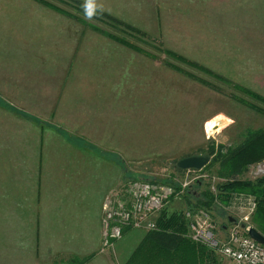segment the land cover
Returning a JSON list of instances; mask_svg holds the SVG:
<instances>
[{
  "label": "rangeland",
  "instance_id": "1",
  "mask_svg": "<svg viewBox=\"0 0 264 264\" xmlns=\"http://www.w3.org/2000/svg\"><path fill=\"white\" fill-rule=\"evenodd\" d=\"M46 1L62 12L45 9L31 0H0V103H5L3 105L9 113L4 122L0 118V125L3 123L5 129L8 128L11 154L16 157L11 155L14 162L11 193L20 191L21 202L25 199L22 206L25 204L26 207L28 201L34 208L37 195L45 207L50 206V200L61 204L62 200L85 202L82 177L73 176V168H55L53 165L58 176L48 177L51 174L49 162L52 161L41 166L39 136L47 134L40 133L37 126L56 123L65 128L67 135L74 137V142L85 145L92 154L110 162L105 169L90 167L91 177L114 180V186L106 193L102 204L112 191L121 188L122 194L125 184L135 179L160 180L169 174L183 177L181 172H176L177 162L202 155L209 158L208 164L195 174L190 173V177L202 178L192 183L189 190L197 191V197H202L204 192L216 197L211 209H191L183 197L179 201H169L165 211L191 212L198 217L196 220L205 218L202 211L209 216L213 230L220 238H224L233 228L232 223L235 220L238 223L245 213L249 214L247 223L254 228L256 197L247 192H234L228 196L227 202L219 201L218 186L229 177L224 175L222 162L210 163L218 147H223L222 152L226 153L238 146L250 131L264 128L262 102L243 95L234 87L246 88L264 97V0H219L223 1L219 5H211V0H156L157 17L163 18L168 31L160 32L154 42L146 35L139 38L132 35L131 30L112 29L105 21L101 23L93 17L82 16L71 2ZM80 3L87 5L83 1ZM109 12L116 13V10L110 7ZM73 14L79 19L69 17ZM91 26L102 29L104 33L100 34L103 37L105 33L123 36L149 55L124 48L132 52L133 62L124 63L130 67L129 71H117V65L112 68L102 62L110 58L112 52H108V47H99L107 36L98 37ZM227 35L233 36V47L227 45ZM157 49L173 51L194 65L204 66L231 85L218 82L192 66L169 61L183 72L212 83L215 89L203 86L165 65L168 60ZM5 52L11 54V63L5 58ZM21 52H26L31 60L20 61L17 53ZM75 60L87 68H72ZM105 67L106 70L100 69ZM68 99L74 100V105L73 102L72 106L69 105ZM237 99H243L255 110ZM78 103H82V111L77 110ZM73 107H76L74 111ZM109 109L114 118L104 116L111 112ZM216 117L222 125L207 133L206 124ZM212 146L214 152L208 155ZM18 148L25 149L23 164L22 158L18 157ZM262 177L264 159L248 165L235 178L254 182ZM190 223L187 219V233ZM146 233L139 230L131 234L141 240ZM197 245L209 253L211 260L207 259L204 264H225L206 245ZM63 255L60 250L54 256L57 259L49 264H66L68 259ZM131 255L124 263L115 264H125ZM105 256L109 258L108 254ZM105 261L96 260L93 264H108ZM74 262L73 259L69 264Z\"/></svg>",
  "mask_w": 264,
  "mask_h": 264
},
{
  "label": "crops",
  "instance_id": "2",
  "mask_svg": "<svg viewBox=\"0 0 264 264\" xmlns=\"http://www.w3.org/2000/svg\"><path fill=\"white\" fill-rule=\"evenodd\" d=\"M78 1L88 2V0ZM211 2V5H219L222 4L223 1L211 0ZM94 3V9L130 27H134V29L145 34L151 41H154L156 39L155 36H159L160 32L163 33L166 30L168 31L163 18L160 19L157 17L156 0H99V2ZM226 3L228 4V2ZM110 7L114 8L116 13L109 12ZM44 8L48 9L46 7ZM141 21H143V23ZM94 33H97L95 35L98 37H103L96 31H94ZM148 33H150V36ZM66 36H69V34ZM116 36L119 37V35ZM226 39H229L227 40V45L233 47V36L231 38V36L227 35ZM100 44L102 46L99 45V47H108L110 48L108 52L112 51L111 57L103 59L104 61L102 62H107L110 64V67L117 65V71H129L130 67L125 66L124 63L133 62L132 52L135 51H128L130 49L127 48V52L124 49L126 47L116 43L108 37ZM112 44L120 47V49L118 47L113 48L114 46ZM17 54L19 55L20 61L23 59L27 62L31 60L26 56V52ZM34 55H36L37 58V54L34 53ZM5 58L11 63V54L5 52ZM78 60L74 61L72 68L76 66L86 69V65H80ZM10 67H12L11 64ZM100 69L106 70V67ZM7 75L8 72L6 73V76ZM9 75H13V73ZM128 76L130 77V75ZM12 78L15 77L12 76ZM67 97H71V95L67 94ZM67 101L69 105L72 106V102L74 105V100L68 99ZM3 104L5 103L2 101V103H0V118H2V122H4L5 116L9 115L5 109L7 108L6 105ZM82 107V103H78L77 110L82 111ZM75 108L76 107H73L72 111H74ZM110 111L109 114L105 113L104 116L114 118L115 116L112 114V110ZM52 112L55 113L56 111L53 109ZM116 123L118 124L119 121ZM1 124L0 264H28L27 260L29 264H43V262L49 264L53 259H57L54 258V256L58 255L60 250L64 252L62 257L66 256L68 259L66 264H69L73 259L75 261L74 264H93L96 260H106L105 262L108 264L124 263L143 238L140 240V238L135 237L136 235L131 234L132 232H138L137 230L125 229L122 238L115 242L111 250L106 252L101 251L103 240L100 218V214H102L101 204L106 193L114 186V180H110L108 177H91L90 175L92 172L90 167L92 165L97 170L105 169L106 166H109L108 164L110 162L106 158L103 159L99 155L92 154L90 149L85 145L74 142V137L67 135L68 132L64 130L65 128H60L56 123H51V126H37L40 133L44 132L47 134L44 137L41 136V134L39 136L41 143L39 146L40 154L38 155L41 156V166L46 165L45 163L49 160L52 161L49 162L51 164H49L51 174L49 173L48 177L58 176L57 169H54L53 165L56 166L55 168H58L57 166H68L73 168V176L76 177V174H78L82 177L81 181L85 202L76 203L62 200L61 204L60 202L55 203L54 200H50V206L45 207L43 206L40 196L37 195V205H35L34 208L29 206L28 201L26 207L25 204L23 207L22 202L24 200L25 203V199H22L21 202V196L19 197L18 195L20 191H18V194L11 193L10 177H12V166L14 165L12 159L13 155L11 154L10 140L7 136L8 128L5 129V125H3V123ZM73 134H78V132H74ZM18 150L20 151L17 152L18 157L22 158L23 164L26 160L25 149L18 148ZM45 153L49 155L45 156ZM13 157L16 159L15 156ZM17 167L20 171L19 164ZM35 171L36 174H38V170ZM115 172L117 171L114 170V173ZM18 177H20V175ZM127 236H130V238H127ZM40 247L41 250L39 249ZM109 253H113V255L110 256ZM104 254H108L109 258ZM25 255H27V260H24Z\"/></svg>",
  "mask_w": 264,
  "mask_h": 264
},
{
  "label": "trees",
  "instance_id": "3",
  "mask_svg": "<svg viewBox=\"0 0 264 264\" xmlns=\"http://www.w3.org/2000/svg\"><path fill=\"white\" fill-rule=\"evenodd\" d=\"M40 5L51 9L53 11L62 12L56 5L50 3L46 0H33ZM62 4L64 3H73L77 8L79 14L82 16H86V5L80 3L78 0H55ZM71 18L79 19L76 14L69 16ZM98 22L104 23L108 25L112 29L124 28L127 32L131 30V34L137 37H146L140 31H135L130 26L102 13L98 10L94 9V14L92 16ZM105 18V19H103ZM92 30L104 33L103 30L99 29L98 27L91 26ZM125 32V31H124ZM122 33V32H121ZM108 38L123 45L124 47L138 52L140 54L149 55L143 49L137 47L136 45L132 44L127 39H124L123 36H116L112 33H105ZM124 34V33H123ZM129 35V34H128ZM130 36V35H129ZM154 42V41H152ZM159 53H162L166 60H168L165 65L170 67L171 69L184 74L185 76L197 81L203 86L208 88L215 89L212 83L207 82L206 80L199 78L196 75H190L186 72H183L178 67L173 66L169 61H178L186 66H192L196 68V70L206 76L214 78L218 82H222L225 84L228 81L222 78L220 75H216L213 73L212 70L204 67L194 65L193 62L184 59L183 57L179 56V54L170 51V50H158ZM153 59V57H152ZM239 92L243 95L256 100L257 102H262L264 105V97L249 91L246 88H242L239 86H235ZM240 103L248 106L255 110L254 106L247 103L243 99H237ZM256 111L258 109L256 108ZM263 112V111H262ZM223 147H218L217 153L213 158V161L210 163L211 165L216 162H222V168H224L225 176L229 177L225 183H222L218 186V196L220 195L222 203L227 202V198L231 193H239V192H247L254 195L257 199V208L255 214L253 216L252 222L254 228L264 236V177L257 179L254 182L250 181H242L238 180L235 177L245 170L248 165L259 162L260 160L264 159V128L260 130L250 131L248 136L234 149H228L226 153H223ZM214 147L212 146L209 149L208 155L213 154ZM176 167V166H175ZM176 167V172H181ZM137 180V179H135ZM163 184H170V180H162ZM197 191H189L184 196V199H187L186 204L189 208H202L205 210L211 209L212 203L215 201L213 200L216 197L211 196L210 193L204 192L202 197H197ZM217 195V194H216ZM219 197V198H220ZM170 201H174L173 198ZM186 212H166L165 209L160 212L157 220V230L147 232L137 248L134 250L133 254L130 256L128 261L125 264H204V262L210 259L208 256L206 248L203 246L197 245L192 243L187 238V218L185 216ZM214 257L212 256V259ZM214 261V260H212ZM217 264V263H215Z\"/></svg>",
  "mask_w": 264,
  "mask_h": 264
},
{
  "label": "built area",
  "instance_id": "4",
  "mask_svg": "<svg viewBox=\"0 0 264 264\" xmlns=\"http://www.w3.org/2000/svg\"><path fill=\"white\" fill-rule=\"evenodd\" d=\"M197 171L182 170L183 177H173L169 174L160 180L148 177L138 179L125 184L122 194L121 188L112 191L101 206V251L111 250L115 242L122 238L125 229L156 231L158 214L170 199L182 200L191 190V184L200 181L202 177H190V173ZM162 180H170L171 183L163 184ZM201 214L205 218L196 220V214L185 213L186 218L191 221L187 233L191 241L206 245L217 253L219 261L222 260L225 264H264V245L250 238L247 233V229L251 227L247 223L248 213H245L238 223L236 220L232 223L233 228L224 238L218 237L214 232L209 216L202 211Z\"/></svg>",
  "mask_w": 264,
  "mask_h": 264
},
{
  "label": "water",
  "instance_id": "5",
  "mask_svg": "<svg viewBox=\"0 0 264 264\" xmlns=\"http://www.w3.org/2000/svg\"><path fill=\"white\" fill-rule=\"evenodd\" d=\"M208 161V157L197 155L181 159L177 162L176 166L179 170H201L208 164ZM247 233L250 238L264 245V236L260 234L255 228H248Z\"/></svg>",
  "mask_w": 264,
  "mask_h": 264
},
{
  "label": "bare ground",
  "instance_id": "6",
  "mask_svg": "<svg viewBox=\"0 0 264 264\" xmlns=\"http://www.w3.org/2000/svg\"><path fill=\"white\" fill-rule=\"evenodd\" d=\"M224 118V117H223ZM225 120H228L226 118H224ZM222 122L220 121L219 117H216L215 119H213L212 121L208 122L206 124V131L207 133H210V132H213L215 131L216 129L220 128V126L222 125L221 124ZM227 123V122H226ZM225 124V123H224Z\"/></svg>",
  "mask_w": 264,
  "mask_h": 264
},
{
  "label": "clouds",
  "instance_id": "7",
  "mask_svg": "<svg viewBox=\"0 0 264 264\" xmlns=\"http://www.w3.org/2000/svg\"><path fill=\"white\" fill-rule=\"evenodd\" d=\"M94 0H88L87 5H86V16L87 18L91 19L93 14H94Z\"/></svg>",
  "mask_w": 264,
  "mask_h": 264
}]
</instances>
